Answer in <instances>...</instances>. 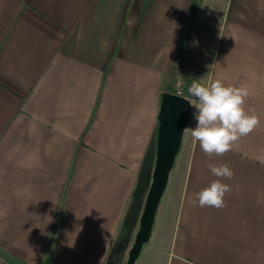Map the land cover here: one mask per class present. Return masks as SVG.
<instances>
[{"label":"crops","instance_id":"obj_1","mask_svg":"<svg viewBox=\"0 0 264 264\" xmlns=\"http://www.w3.org/2000/svg\"><path fill=\"white\" fill-rule=\"evenodd\" d=\"M216 79L257 85L260 123L222 156L184 132L148 264H264V0H0V264H123L163 95ZM210 164L234 173L222 208L193 202Z\"/></svg>","mask_w":264,"mask_h":264},{"label":"clouds","instance_id":"obj_2","mask_svg":"<svg viewBox=\"0 0 264 264\" xmlns=\"http://www.w3.org/2000/svg\"><path fill=\"white\" fill-rule=\"evenodd\" d=\"M189 106L194 109L195 127H185L193 144L198 143L209 156H222L231 151L239 140L254 131L259 125V117L254 111L246 110V100L250 94L244 85H226L221 79L207 84L194 82L188 88ZM176 95L184 96L181 88ZM264 163V160H261ZM211 173L217 177L208 187L195 194L194 201L200 207L222 208L225 196L231 191L230 185L223 183L234 175L228 164L209 165Z\"/></svg>","mask_w":264,"mask_h":264},{"label":"water","instance_id":"obj_3","mask_svg":"<svg viewBox=\"0 0 264 264\" xmlns=\"http://www.w3.org/2000/svg\"><path fill=\"white\" fill-rule=\"evenodd\" d=\"M186 100V97H178L172 93L163 95L159 113L158 151L153 182L147 197L146 208L141 217L140 229L129 252L127 264H136L144 244L151 238L157 208L182 145L183 129L190 124L192 107Z\"/></svg>","mask_w":264,"mask_h":264},{"label":"rangeland","instance_id":"obj_4","mask_svg":"<svg viewBox=\"0 0 264 264\" xmlns=\"http://www.w3.org/2000/svg\"><path fill=\"white\" fill-rule=\"evenodd\" d=\"M203 12H204V21H205L204 24L209 25L211 23L210 22L211 16H213L215 18L218 15V13L220 12V9L215 8V9H213V12H212L211 4L209 5V3H207L205 5V7H204ZM219 31H220V27L219 26L212 27L211 24L208 27L204 26V28L201 29V32L203 34L202 36L205 37V38H206V36H205L206 34H207L208 37H211V35L214 36L213 33H215V32L217 33ZM220 47H221V42H219L217 46H216V43L214 42L213 43V47H212V51L215 52L216 50H220ZM209 51L212 52L210 45H209ZM257 63H258V61H256V65H257ZM210 66H211V63H210ZM214 68H215V66H214ZM209 69L210 68L208 67V70ZM206 74H208V72ZM251 88L249 89L250 94L252 93V91L255 92V94H256L254 103H258V86L257 85H253ZM192 126H193V124H192ZM192 126H190V127H192ZM145 208H146V205L144 206V210H145ZM157 212H158V208H157ZM157 212H156V214H157ZM155 220H156V216H155V219H154V222H153V230H154V226H155ZM139 229H140V225H139ZM133 231L136 232L135 229H133ZM134 242H135V237L133 238V242H132L131 248L133 247ZM152 246H153V242H151V241H148L147 243L144 244V246L142 248V251H141V254H140L139 258L136 261V264H142L143 261H144L143 264H148L147 260H149V258L152 255V253H151V247ZM118 257H119L118 254L112 255V264H118ZM128 257H129V254L124 255L123 264H126V262L128 260Z\"/></svg>","mask_w":264,"mask_h":264}]
</instances>
